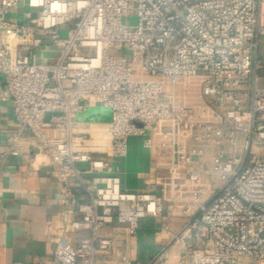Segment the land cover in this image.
<instances>
[{"label":"built area","instance_id":"1","mask_svg":"<svg viewBox=\"0 0 264 264\" xmlns=\"http://www.w3.org/2000/svg\"><path fill=\"white\" fill-rule=\"evenodd\" d=\"M21 5L33 15L11 21ZM263 36L264 0H0V101L18 120L0 160L52 167L61 227L87 233L48 264H129L166 203L187 222L151 264H264ZM97 106L110 122L77 120ZM132 138L159 192L122 186Z\"/></svg>","mask_w":264,"mask_h":264},{"label":"crops","instance_id":"2","mask_svg":"<svg viewBox=\"0 0 264 264\" xmlns=\"http://www.w3.org/2000/svg\"><path fill=\"white\" fill-rule=\"evenodd\" d=\"M32 15L29 8L21 5L8 17L13 22H26ZM0 87L7 89L2 75ZM98 107L79 114L77 120L105 123L107 116L100 117L94 112ZM17 125L12 100L0 101V145L7 142ZM21 136L26 144L29 131L24 130ZM130 144L128 155L120 161L122 186L131 191L159 192L149 150L140 138H132ZM24 150H28L27 145ZM60 188L61 182L50 166L36 169L21 158L0 160V264H48L60 241L74 243L87 236L65 232L61 227L65 207L58 202ZM186 222V216L171 213L168 203L161 217L142 218L138 234L128 241L129 264H151ZM115 231L105 229L102 234ZM240 264L260 263L243 258Z\"/></svg>","mask_w":264,"mask_h":264},{"label":"rangeland","instance_id":"3","mask_svg":"<svg viewBox=\"0 0 264 264\" xmlns=\"http://www.w3.org/2000/svg\"><path fill=\"white\" fill-rule=\"evenodd\" d=\"M135 16H136V12H132L130 16L124 18V23L133 24L135 22ZM259 56H260L259 59H260V63L262 67L258 70V75L261 77L262 83H264V36L261 38V41H260ZM94 112H96V114L99 115L100 117H103V116L108 117L111 115V111L103 107L96 108ZM85 117H87V115H85ZM130 146L131 144H129V148Z\"/></svg>","mask_w":264,"mask_h":264},{"label":"water","instance_id":"4","mask_svg":"<svg viewBox=\"0 0 264 264\" xmlns=\"http://www.w3.org/2000/svg\"><path fill=\"white\" fill-rule=\"evenodd\" d=\"M111 120H112V116L110 115V116L107 117L106 121L110 122Z\"/></svg>","mask_w":264,"mask_h":264}]
</instances>
